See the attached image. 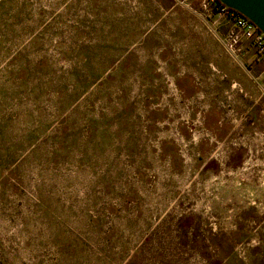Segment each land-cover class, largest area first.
Instances as JSON below:
<instances>
[{
	"label": "rangeland",
	"instance_id": "1",
	"mask_svg": "<svg viewBox=\"0 0 264 264\" xmlns=\"http://www.w3.org/2000/svg\"><path fill=\"white\" fill-rule=\"evenodd\" d=\"M228 25L201 0H0V264H264V60L260 113L213 99Z\"/></svg>",
	"mask_w": 264,
	"mask_h": 264
},
{
	"label": "crops",
	"instance_id": "2",
	"mask_svg": "<svg viewBox=\"0 0 264 264\" xmlns=\"http://www.w3.org/2000/svg\"><path fill=\"white\" fill-rule=\"evenodd\" d=\"M215 17L216 18L219 17L223 19V21L229 24L228 25L229 29H231L230 23L225 18H222L219 15H215ZM239 47L241 50L240 52L241 54L239 57L240 61L239 62L236 61V62L238 66H241V68H237L236 65L230 61L228 65L226 63L224 64V60L221 61L220 58H216L218 55L216 54L214 50L219 49V48L216 45V43L215 44L213 43V48L211 50V53L208 54V56L214 60V67L212 68V71H210L211 76H212V79H211L212 86H210V91L212 94L211 96L213 99L219 97L221 99L226 100L227 102L226 106L229 107L228 104H230V100L229 98L226 99L224 97V92H229L230 98L232 97V100L237 106L239 103L245 102L244 98H246V94L244 93V95H242V93L244 91L245 92L249 91L250 95L254 94L253 97H255L256 99L254 106L259 109V113H260L261 104H262V97L260 94L261 91L257 88L256 83L253 82L252 79L248 76L247 70H246L247 63L256 61L254 63L257 64V61L259 60L256 57L255 50L250 46L248 41L242 39ZM252 70L254 71L255 75L261 76L260 71H259V74L258 72H256L257 71L256 65H255V68H253ZM237 88H239V90H237ZM256 93L258 94V96L256 95ZM250 98L252 99L251 96ZM228 107L225 108L226 110L223 109L224 107L222 109H218V108L214 109L211 112V117H208L212 120L214 126H218L217 124L218 121H220V118L222 119L223 123H221V126L224 124V128L222 130L224 134L229 132L228 129L231 128L230 121L234 119L233 118L234 116L231 114V111L227 110ZM250 108L253 109V106H251ZM227 111L230 114L226 115L225 113ZM251 114H253L255 118L259 116V114L256 113L255 108H254V112ZM220 128L221 127L218 126V129ZM229 135H232V133H230Z\"/></svg>",
	"mask_w": 264,
	"mask_h": 264
},
{
	"label": "built area",
	"instance_id": "3",
	"mask_svg": "<svg viewBox=\"0 0 264 264\" xmlns=\"http://www.w3.org/2000/svg\"><path fill=\"white\" fill-rule=\"evenodd\" d=\"M204 7L209 8L215 15L225 18L231 25L225 42L226 50L235 61H240V42L242 39L248 41L250 46L255 50L258 60H264V35L248 19L240 17L229 8L222 7L216 0H201Z\"/></svg>",
	"mask_w": 264,
	"mask_h": 264
},
{
	"label": "water",
	"instance_id": "4",
	"mask_svg": "<svg viewBox=\"0 0 264 264\" xmlns=\"http://www.w3.org/2000/svg\"><path fill=\"white\" fill-rule=\"evenodd\" d=\"M225 7L250 20L264 35V0H218Z\"/></svg>",
	"mask_w": 264,
	"mask_h": 264
},
{
	"label": "trees",
	"instance_id": "5",
	"mask_svg": "<svg viewBox=\"0 0 264 264\" xmlns=\"http://www.w3.org/2000/svg\"><path fill=\"white\" fill-rule=\"evenodd\" d=\"M216 2L221 5L222 7H225L221 2H219L218 0H216ZM231 12H234L235 14H237L238 16L242 17L239 13H237L236 11L229 9Z\"/></svg>",
	"mask_w": 264,
	"mask_h": 264
}]
</instances>
